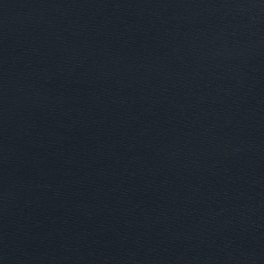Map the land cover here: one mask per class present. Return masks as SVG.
<instances>
[{
    "label": "water",
    "instance_id": "1",
    "mask_svg": "<svg viewBox=\"0 0 264 264\" xmlns=\"http://www.w3.org/2000/svg\"><path fill=\"white\" fill-rule=\"evenodd\" d=\"M0 264H264V0H0Z\"/></svg>",
    "mask_w": 264,
    "mask_h": 264
}]
</instances>
